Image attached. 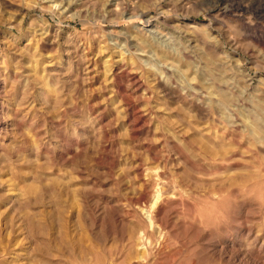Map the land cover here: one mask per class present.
<instances>
[{"label":"rangeland","instance_id":"rangeland-1","mask_svg":"<svg viewBox=\"0 0 264 264\" xmlns=\"http://www.w3.org/2000/svg\"><path fill=\"white\" fill-rule=\"evenodd\" d=\"M0 264H264V0H0Z\"/></svg>","mask_w":264,"mask_h":264},{"label":"bare ground","instance_id":"bare-ground-1","mask_svg":"<svg viewBox=\"0 0 264 264\" xmlns=\"http://www.w3.org/2000/svg\"><path fill=\"white\" fill-rule=\"evenodd\" d=\"M144 25H146V26H151L152 25V22L149 20V21H146L145 23H144Z\"/></svg>","mask_w":264,"mask_h":264}]
</instances>
